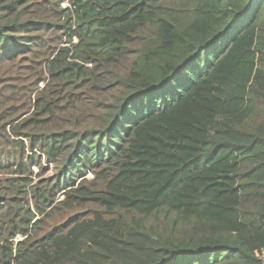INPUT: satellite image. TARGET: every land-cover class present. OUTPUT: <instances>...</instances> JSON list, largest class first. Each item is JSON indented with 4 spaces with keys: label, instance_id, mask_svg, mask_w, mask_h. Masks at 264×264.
<instances>
[{
    "label": "trees",
    "instance_id": "obj_1",
    "mask_svg": "<svg viewBox=\"0 0 264 264\" xmlns=\"http://www.w3.org/2000/svg\"><path fill=\"white\" fill-rule=\"evenodd\" d=\"M263 252L264 0H0V264Z\"/></svg>",
    "mask_w": 264,
    "mask_h": 264
},
{
    "label": "rangeland",
    "instance_id": "obj_2",
    "mask_svg": "<svg viewBox=\"0 0 264 264\" xmlns=\"http://www.w3.org/2000/svg\"><path fill=\"white\" fill-rule=\"evenodd\" d=\"M64 6H67V5H64ZM17 76L18 74H14V76H7L6 79H10V80H14V79H17ZM42 87V85H40V88ZM28 88V85L27 83H25V99L21 100L20 101V105H24L25 104V109H26V105L28 103V91L26 90ZM29 115L26 114L25 115V118ZM33 170L35 172V184H38L40 181H45L46 179L48 178H52L54 177V165L52 163H48L46 158H42L41 160V164L40 165H36V166H33ZM39 175H41V177H39ZM89 178H91L89 176ZM64 199V196H59V200L58 201H61Z\"/></svg>",
    "mask_w": 264,
    "mask_h": 264
},
{
    "label": "built area",
    "instance_id": "obj_3",
    "mask_svg": "<svg viewBox=\"0 0 264 264\" xmlns=\"http://www.w3.org/2000/svg\"><path fill=\"white\" fill-rule=\"evenodd\" d=\"M74 42H76V38L74 39ZM258 257H259L260 260H262L264 262V252L259 254Z\"/></svg>",
    "mask_w": 264,
    "mask_h": 264
},
{
    "label": "water",
    "instance_id": "obj_4",
    "mask_svg": "<svg viewBox=\"0 0 264 264\" xmlns=\"http://www.w3.org/2000/svg\"><path fill=\"white\" fill-rule=\"evenodd\" d=\"M142 4H143V2L139 3V4L136 5L134 8H136V7H138V6L142 5Z\"/></svg>",
    "mask_w": 264,
    "mask_h": 264
}]
</instances>
